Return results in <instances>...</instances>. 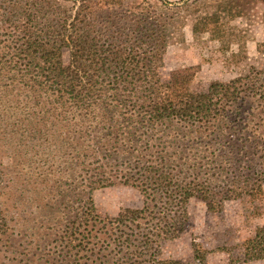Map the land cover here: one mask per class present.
Wrapping results in <instances>:
<instances>
[{"label": "trees", "instance_id": "16d2710c", "mask_svg": "<svg viewBox=\"0 0 264 264\" xmlns=\"http://www.w3.org/2000/svg\"><path fill=\"white\" fill-rule=\"evenodd\" d=\"M69 1L75 6L56 19L53 40H21L20 26L0 13V125L25 106L21 134L34 137L26 150L40 153L29 158L44 155L41 146L50 153L60 137L59 150L67 147L75 178L90 191L61 234L68 263L81 264L85 251L83 264H180L161 257V244L185 229L191 198L220 211L227 200L264 197V62L194 91L196 66L159 75L170 36L150 2ZM220 21L206 12L192 30L228 50ZM117 181L137 187L143 204L101 216L91 190ZM240 245L236 259H264V224ZM193 250L204 260L205 251Z\"/></svg>", "mask_w": 264, "mask_h": 264}, {"label": "rangeland", "instance_id": "374dc122", "mask_svg": "<svg viewBox=\"0 0 264 264\" xmlns=\"http://www.w3.org/2000/svg\"><path fill=\"white\" fill-rule=\"evenodd\" d=\"M123 1L128 7L150 2L167 30L170 38L159 68L162 79L175 69L196 66L191 88L205 91L213 80L229 81L264 62V53L258 50L264 37V0ZM74 6L69 0H0V13L8 23L20 26L21 40L34 36L53 40L56 19ZM214 11L220 15L228 50L207 32L193 33L197 15ZM62 60L69 62L66 47ZM40 109L36 115L42 113ZM9 112L15 115L14 121L0 125V264H71L72 253L61 244V234L76 212L82 211L90 191L83 190L84 185L75 178V161L66 153L67 147L59 150L60 137L51 138L50 153L41 146L44 155L29 158L40 153L27 151V139L34 137L21 134L25 123L20 115L28 110L24 106ZM91 196L101 216L128 214L143 204L137 187L119 181L91 190ZM187 216L181 235L162 242V258L178 259L180 264H264V259H236L241 255L240 244L264 224V197L227 200L220 211L208 210L194 197L188 203ZM193 244L205 251L204 260L196 257ZM81 254L83 264L85 251Z\"/></svg>", "mask_w": 264, "mask_h": 264}]
</instances>
